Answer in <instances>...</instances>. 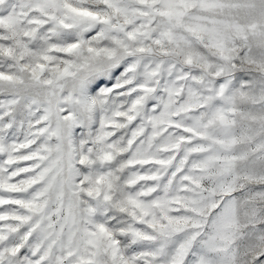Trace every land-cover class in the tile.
I'll return each mask as SVG.
<instances>
[{"label": "snow or ice", "instance_id": "1", "mask_svg": "<svg viewBox=\"0 0 264 264\" xmlns=\"http://www.w3.org/2000/svg\"><path fill=\"white\" fill-rule=\"evenodd\" d=\"M0 264H264V0H0Z\"/></svg>", "mask_w": 264, "mask_h": 264}]
</instances>
